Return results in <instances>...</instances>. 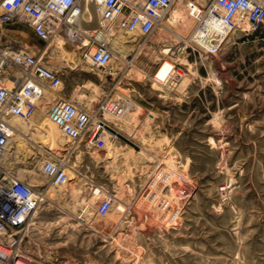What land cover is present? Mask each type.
Wrapping results in <instances>:
<instances>
[{
	"label": "rangeland",
	"instance_id": "1",
	"mask_svg": "<svg viewBox=\"0 0 264 264\" xmlns=\"http://www.w3.org/2000/svg\"><path fill=\"white\" fill-rule=\"evenodd\" d=\"M210 1L176 0L174 7L180 2L184 12L167 28L187 39L198 19L194 8ZM87 6L91 20L84 28H93L96 14ZM113 33L122 43L129 38ZM177 41L155 32L131 43L123 57L135 68L123 63L111 74L91 68L67 43L66 53L54 51V43L48 47L45 60L62 76L65 96L95 102L112 89L109 96L129 100L137 112L129 120L109 119L119 140L101 151L63 138L66 145L59 144L47 127L41 133L16 128L21 140L14 143L10 168L17 176L18 170L32 172L37 182L25 173L23 179L37 190L51 186L32 146L72 152L71 185L60 189L61 197L41 199L25 231L24 252L61 264H264V25L254 32L235 28L214 55L212 47L206 51L190 40L173 72L178 83L167 87L153 75L162 48L177 47ZM0 45L31 53L43 47L29 27L15 22L0 28ZM167 69L163 64L157 78ZM45 116L40 108L25 122L45 123ZM75 169L83 178L72 175ZM91 183L116 197L103 218L93 213L99 198L91 200Z\"/></svg>",
	"mask_w": 264,
	"mask_h": 264
},
{
	"label": "built area",
	"instance_id": "2",
	"mask_svg": "<svg viewBox=\"0 0 264 264\" xmlns=\"http://www.w3.org/2000/svg\"><path fill=\"white\" fill-rule=\"evenodd\" d=\"M189 3V7L194 4L193 1ZM175 4L176 0H0V28L11 22L26 25L43 44L41 50L32 53L28 50L10 51L0 45L2 264H61L22 250L25 231L41 202L43 191L37 190L26 179L18 178L10 168L11 162L8 161L14 153V138L18 133L10 120L32 119L47 96L51 102L45 110L46 116L65 140L71 145H81L85 150L101 151L108 142L119 140V134L109 119L120 118L130 108L129 100L115 94L109 96L112 89L95 102L65 96L62 76L45 60L48 47L61 39L77 50L80 59L91 68L111 74L112 70L125 64L122 47L125 43H114L113 30L132 39L148 38L161 28L162 18ZM87 5L96 14L93 28H84L91 20L85 12ZM202 12V19L219 22L227 28L239 22L254 32L264 25V0H211ZM224 38L219 35L213 38L210 55L218 52ZM183 50L162 48L161 64H168V69L162 78H157L161 64L154 73L153 78L159 84L174 87L178 83L173 72L180 66L178 57ZM25 137L29 138L28 135ZM30 143L29 139L25 142ZM32 151L40 175L50 186L63 187L70 182L67 166L70 150L51 151L34 144ZM75 171L72 173L74 177L83 178L78 170ZM88 189L92 196L99 198L93 213L98 218L105 217L113 208L115 195L93 183Z\"/></svg>",
	"mask_w": 264,
	"mask_h": 264
},
{
	"label": "bare ground",
	"instance_id": "3",
	"mask_svg": "<svg viewBox=\"0 0 264 264\" xmlns=\"http://www.w3.org/2000/svg\"><path fill=\"white\" fill-rule=\"evenodd\" d=\"M181 2H182V0H181ZM186 6H188V5H186ZM204 7L205 6H200V9H196V8H194L195 10L194 11H196L195 13H193L194 14V17H196V18H198L197 19V21H196V23H195V27H194V29H193V31H192V33L190 34V36L187 38V39H183V38H181V37H179V35H177V34H175L174 32H172L171 30H169L168 28H167V23H172L173 22V20L175 21V19H177V18H179V17H181L182 15H183V12H184V10H183V8L181 7V3L179 2L178 4H177V6H175L173 9H171V10H169L168 11V15L166 16H164L163 18H162V21H161V28L157 31V34L159 35V36H162V35H164V34H166L167 32H169V33H171L172 35H173V37H177L178 38V41H177V43H176V45H177V47L179 48V49H183L184 47H185V45L191 40V41H193V44H195V45H197L198 47H200V48H202V49H204V50H208L207 48H211L212 47V45H214V43H212V40H213V38L216 36V35H219L220 36V38L222 37V36H225V38L222 40V43L228 38V36L232 33V31H234V29L235 28H239V27H243L242 25H240V23L239 22H236L235 23V25L233 26V27H229V28H227V27H224V26H222L219 22H212V21H209V20H205V19H202V17H203V13L204 12H202V9H204ZM189 8H191V7H189ZM85 12H86V14H88L89 16H90V11H89V8H88V6L87 7H85ZM95 13V12H94ZM93 13V14H94ZM198 13H199V15H198ZM201 13V14H200ZM93 17V16H92ZM241 30V29H240ZM160 38V37H159ZM138 41H140V39L138 40V38H134V39H129L128 38V40L126 41V42H124L125 44L124 45H122V47H123V49H124V53L125 52H127L126 50H127V48H129V47H131V43H135V42H138ZM117 42H119V39H117V38H115L114 39V43H116L117 44ZM122 43V42H121ZM190 43V42H189ZM65 44H66V42H64V41H62L61 39H58V40H56V42H54V45H52V46H54V48H53V50L54 51H56V52H59V53H66V48L64 47L65 46ZM123 44V43H122ZM137 44V43H136ZM136 44L134 45V46H136ZM133 45V44H132ZM175 45V44H174ZM171 47H174V46H170V48ZM177 47H175V48H177ZM125 48H126V50H125ZM168 48V47H167ZM165 49V48H164ZM209 52H210V50H209ZM125 63H127L126 65H128V67H132V68H135L133 65H132V62H127V61H125ZM100 71V70H99ZM93 92V91H92ZM75 96V95H74ZM79 97V96H78ZM84 99V98H83ZM90 101L92 100V99H89ZM93 101V100H92ZM51 102V98H49V97H47V96H45V98L43 99V101L41 102V104H40V106H39V109L40 108H42L43 110H46L47 109V107H48V104ZM130 108H128L127 109V111L125 112V114L124 115H122L120 118H118V119H120V120H129V119H132L131 117H132V115L133 114H135L136 112H137V109H136V107L134 106V104L133 103H130V106H129ZM132 111V112H131ZM15 120H17V121H15ZM45 123L42 121V123H40V124H38V125H32L31 123H28V122H25V121H22V120H18V119H12V120H10V124H11V126L13 127V128H20V129H22V128H25V127H29V126H31V127H34V128H36L37 130H38V132H43V127H47V132H49L50 134H52V135H49L50 136V138L51 137H54V138H56V142L57 143H61V144H65L64 143V140L63 139H65L62 135H61V133H60V131H59V129L47 118V116H45ZM114 120H116V119H114ZM17 130V129H16ZM17 132H18V130H17ZM58 134H60L61 135V137L58 135ZM19 135V132L16 134V136H15V138H14V143H16V138H19V140H21L20 138V136H18ZM54 135V136H53ZM63 138V139H62ZM110 142H108V144H107V147L109 148L110 147V144H109ZM17 145V144H16ZM15 145V146H16ZM21 144H19L18 143V146H20ZM66 145V144H65ZM15 146H14V148H15ZM112 147V146H111ZM57 148V147H56ZM118 148V147H117ZM111 149H113V148H111ZM115 150V149H114ZM113 150V151H114ZM119 151V150H118ZM116 152V151H115ZM17 172V171H16ZM28 174L29 175V177H31V181L32 182H37V180H36V177L34 176V174L32 173V172H29V171H26V170H18V178H20V179H23V174ZM72 173V172H71ZM73 174H74V171H73ZM68 177L70 178V175H69V172H68ZM75 182V181H74ZM71 183V182H70ZM70 183H68L67 185L68 186H70L71 184ZM32 184V183H31ZM76 184V183H75ZM78 184V183H77ZM78 186V185H77ZM65 186H63V187H59V188H57V190H55V188L54 187H48L49 188V190L47 189V191H45V192H43V196H42V198L44 199V198H48L47 196H59L58 195V193H62V191L60 190V189H62V188H64ZM79 187H81V186H79ZM67 189V188H66ZM68 189L70 190V194H74L75 192H76V188L74 187V185L72 184V186L69 188L68 187ZM79 189V188H78ZM68 191V190H67ZM69 192V191H68ZM57 193V194H56ZM56 197H54V198H56ZM59 197H61V196H59ZM74 198V197H73ZM56 199H58V198H56ZM98 199V197H94V196H92L91 197V200H97ZM51 200V199H50ZM49 200V201H50ZM81 205V204H80ZM95 206V205H94ZM115 206H116V204H115ZM117 210H119V211H124V207H123V205H121V204H118L117 206ZM67 208V207H66ZM88 208V207H87ZM87 210V209H86ZM85 210V211H86ZM90 210V209H89ZM84 211V212H85ZM110 215V214H109ZM92 217V216H91ZM90 218V217H89ZM1 259V258H0Z\"/></svg>",
	"mask_w": 264,
	"mask_h": 264
}]
</instances>
